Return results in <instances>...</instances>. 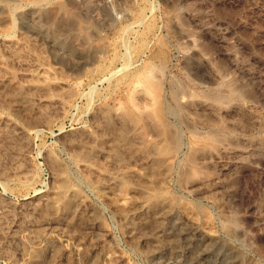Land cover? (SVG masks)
Listing matches in <instances>:
<instances>
[{
  "label": "rangeland",
  "instance_id": "obj_1",
  "mask_svg": "<svg viewBox=\"0 0 264 264\" xmlns=\"http://www.w3.org/2000/svg\"><path fill=\"white\" fill-rule=\"evenodd\" d=\"M233 263L264 264V0H0V264Z\"/></svg>",
  "mask_w": 264,
  "mask_h": 264
},
{
  "label": "bare ground",
  "instance_id": "obj_2",
  "mask_svg": "<svg viewBox=\"0 0 264 264\" xmlns=\"http://www.w3.org/2000/svg\"><path fill=\"white\" fill-rule=\"evenodd\" d=\"M217 95H218V94H217ZM222 97H223V96H221V98H222ZM212 99H213V98H212ZM180 100H181V99H180ZM217 100L219 101L220 99L217 98ZM212 101H213V100H212ZM222 101H223V99H222ZM215 102L217 103V101H215ZM219 102H220V101H219ZM220 104H221V102L219 103V105H220ZM217 105H218V104H217ZM213 135H214V134H213ZM198 137H199V139H200V136H198ZM198 137H196V138H198ZM202 138H203L202 140H204V141L206 142V145L209 144V142H211V143L209 144V146H212L211 144H214V140L216 139V136L214 137V136H212V134H210V135L208 134V135H206L205 137H202ZM216 140H217V139H216ZM197 141H198V140H197ZM204 141H202V142H200V143L198 142V143H199V144H201V143L204 144ZM203 144H202V145H203ZM204 145H205V144H204ZM204 145H203V146H204ZM206 145H205V146H206ZM207 146H208V145H207ZM209 146H208V147H209ZM212 147H213V146H212ZM193 157H194V156L191 155V157H190L189 159H192V160H193ZM196 170H197V169H196ZM195 173H197V172H195ZM233 264H234V263H233Z\"/></svg>",
  "mask_w": 264,
  "mask_h": 264
}]
</instances>
